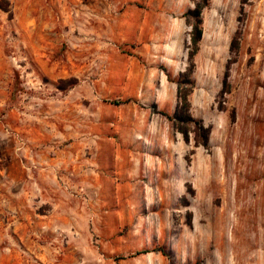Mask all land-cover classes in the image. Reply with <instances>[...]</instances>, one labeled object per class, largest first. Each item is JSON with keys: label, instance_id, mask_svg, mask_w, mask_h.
Returning a JSON list of instances; mask_svg holds the SVG:
<instances>
[{"label": "rangeland", "instance_id": "374dc122", "mask_svg": "<svg viewBox=\"0 0 264 264\" xmlns=\"http://www.w3.org/2000/svg\"><path fill=\"white\" fill-rule=\"evenodd\" d=\"M0 264H264V0H0Z\"/></svg>", "mask_w": 264, "mask_h": 264}, {"label": "crops", "instance_id": "0c3cea01", "mask_svg": "<svg viewBox=\"0 0 264 264\" xmlns=\"http://www.w3.org/2000/svg\"><path fill=\"white\" fill-rule=\"evenodd\" d=\"M113 155L115 158V164H114V168L115 171H113V167L111 166L110 170H109V176L107 175L106 177H104V179H100L97 175H93L90 177L89 181L87 183L92 184V186H95L98 189H102L105 186H109L113 189L114 192V196L118 195L121 187H128V183L126 184H121L119 182H115L113 181V177L112 174H116L118 175L117 177H119V172L122 173V175H124L122 168L124 167V160L126 158H130V172H129V177L130 179L134 178V151H129L127 149L124 150V148H122L121 145H115V148L113 149ZM120 161V162H119ZM123 162V163H122ZM120 163V164H119ZM122 171V172H121ZM87 180V177L86 179ZM94 211H99L98 214H95L94 218V222H105V221H109L111 224H108L111 227H116V225L122 224L123 221V208L120 204H115L112 206L109 205L108 207H106L105 204H99L96 208H94Z\"/></svg>", "mask_w": 264, "mask_h": 264}, {"label": "trees", "instance_id": "16d2710c", "mask_svg": "<svg viewBox=\"0 0 264 264\" xmlns=\"http://www.w3.org/2000/svg\"><path fill=\"white\" fill-rule=\"evenodd\" d=\"M199 10L198 9H193L191 11V14H193L195 17L198 16ZM199 19L196 18V22L194 24L191 25V31H190V42L194 45L196 43V41L199 39L200 34H201V29L198 26V21ZM108 102L113 103V104H118L120 102H122L121 100H116V99H112V100H108ZM160 114L165 115L167 117V115L162 112V111H158ZM174 115L170 118V120L172 121V126L178 130L179 132L182 133L183 139L185 140L187 137V133H186V127L185 124L188 123V121H193L187 113V103H186V99L185 96H179L178 99V103H177V107L173 113ZM193 123L195 125H197V129H200L201 126L198 124L197 121H193ZM206 131V129H205ZM205 139L206 136L203 137V140H201V144L205 143Z\"/></svg>", "mask_w": 264, "mask_h": 264}]
</instances>
